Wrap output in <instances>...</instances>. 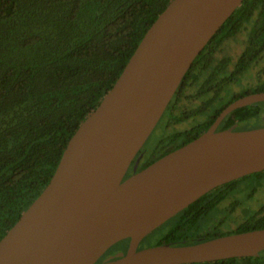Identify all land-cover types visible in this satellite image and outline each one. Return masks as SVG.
<instances>
[{
  "label": "water",
  "instance_id": "obj_1",
  "mask_svg": "<svg viewBox=\"0 0 264 264\" xmlns=\"http://www.w3.org/2000/svg\"><path fill=\"white\" fill-rule=\"evenodd\" d=\"M245 0H172L121 76L70 140L50 183L0 241V264H96L114 244L126 255L101 264H200L257 257L264 229L189 246L138 250L152 231L215 188L264 172V127L217 131L244 96L187 145L127 177L184 77Z\"/></svg>",
  "mask_w": 264,
  "mask_h": 264
},
{
  "label": "trees",
  "instance_id": "obj_2",
  "mask_svg": "<svg viewBox=\"0 0 264 264\" xmlns=\"http://www.w3.org/2000/svg\"><path fill=\"white\" fill-rule=\"evenodd\" d=\"M171 1L0 0V241L48 186L70 140ZM243 31L245 47L236 62L227 56L218 60L224 43ZM250 75L255 86L236 93L234 86ZM194 83L190 102L201 103L180 109V91ZM178 90L164 116L166 134L155 155L144 157L140 171L207 132L234 101L264 92V0L243 2L196 58ZM200 114L204 119L191 129L168 131L170 124ZM237 122L239 131L264 127V103L235 110L223 130ZM263 185L261 172L214 189L179 215L172 234L200 222L201 242L264 229V206L246 209L235 229L210 230L214 223L207 222L234 194L246 190L252 196ZM238 205L236 200L233 208ZM164 239L170 242L171 236ZM200 264H264V251Z\"/></svg>",
  "mask_w": 264,
  "mask_h": 264
},
{
  "label": "flooded vegetation",
  "instance_id": "obj_3",
  "mask_svg": "<svg viewBox=\"0 0 264 264\" xmlns=\"http://www.w3.org/2000/svg\"><path fill=\"white\" fill-rule=\"evenodd\" d=\"M244 44H243V50H244ZM222 49V48H221ZM243 50L241 52V54L243 53ZM221 52V51H220ZM219 52V53H220ZM218 53V54H219ZM240 54V55H241ZM239 55V57H240ZM238 57V58H239ZM222 57H219L218 56V60H220ZM231 58V57H229ZM237 58V59H238ZM236 59V60H237ZM232 62H236V60H234L233 58H231ZM233 65V64H232ZM191 85V84H190ZM188 86L187 88L185 89H182L179 93L180 97H179V100L177 101V105L178 107H180V109H187V110H191V108L193 107H197L201 102H199L200 100L199 99H195L194 102H190L192 101L191 97L195 94V91L196 89L194 88L196 86V84H192L191 86ZM179 89V88H178ZM243 91V90H242ZM177 92H179V90H177ZM175 94V96L173 98H175L178 94ZM191 98V99H190ZM171 103V102H170ZM198 104V105H197ZM197 105V106H196ZM169 106V105H168ZM228 107V106H227ZM168 108V107H167ZM179 109V110H180ZM226 109V108H225ZM224 109V110H225ZM176 111V113L179 112ZM223 110V111H224ZM222 111V112H223ZM167 112V109L164 113V115L162 116L161 120L164 118L165 114ZM221 112V113H222ZM233 113V112H232ZM231 113V114H232ZM231 114H229L227 117H229ZM220 116V115H219ZM218 116V117H219ZM217 117V118H218ZM225 117L223 119V121L220 123L219 127L217 128V131H225L233 126H238L236 130H240L239 129V126H240V123L237 122L236 124L228 127L227 129L223 130V124H224V121L225 119L227 118ZM234 118V116H232ZM217 118L215 119V122L217 120ZM204 119L203 115H196L194 117H191L189 118L187 121H184L180 124H175V123H172L170 124L169 126H167L168 130L169 129H172L174 127H176L177 125H181V124H190V127L188 128H185V129H181L180 131H185V130H188V129H191L194 125L198 124L199 122H201L202 120ZM160 120V121H161ZM214 122V123H215ZM213 123V124H214ZM213 124L211 125V127L213 126ZM210 127V128H211ZM166 128V127H165ZM209 128V129H210ZM208 129V130H209ZM140 157V163L138 165V168H137V172L140 171V167L142 166V161H143V153H142V150L138 153L137 157L135 158L134 162L132 163V166L130 167L129 169V172H128V175L127 177L131 176L132 174H134V166H135V163H136V160ZM223 186V185H222ZM221 187V186H220ZM216 189V188H215ZM213 191V190H212ZM210 193V192H209ZM208 194V193H207ZM205 196V195H204ZM198 201V200H197ZM195 201V202H197ZM228 200L224 201L220 206H219V209L217 212L213 213V215H210L209 216V219L207 220L208 223L210 224H213L214 223V226L211 227V225H208L210 227V230H214V229H221L223 231H227L229 229H235V228H230V217L231 215L234 214V211L238 208L236 206V208H233V203L234 202H231V206L230 208L231 209H227L225 207H223V204H225V202H227ZM194 202V203H195ZM192 203V204H194ZM192 204H190L188 207H186L185 209H183L182 211H180L178 214H176L175 216H173L171 219H169L166 223H164L162 226L158 227L157 229H155L154 231H152L147 237H145L138 245V250H143V249H146V248H150V247H153V246H157V244H160V243H163L165 241V237L167 236H171V241L170 242H166L164 244H170L171 246H189V245H195V244H198V243H201V237L203 236V229H202V225H201V222L199 224H196L194 227H191L190 230H188V228H183L179 231V233H175V234H172L176 228L175 226V220L179 217V215L183 214ZM239 206V205H238ZM258 211V210H256ZM222 216V217H221ZM245 217V210H244V213L242 215V221ZM240 221V222H242ZM238 222V223H240ZM218 224L220 225V227L218 226ZM238 225V224H237ZM166 228V232L160 237L158 238L157 241H155L153 244L149 243V239L151 237H153L157 232H159L160 229H164ZM188 230V231H186ZM185 232V233H184ZM196 241H199L198 243H196ZM130 244H131V239H125V240H122V241H119L118 243L114 244L112 247H110L103 255L102 257L97 261L96 264H101V263H106V262H110V261H116L120 258V255L123 254V255H126L127 252L129 251L130 249ZM162 244V245H164Z\"/></svg>",
  "mask_w": 264,
  "mask_h": 264
},
{
  "label": "rangeland",
  "instance_id": "obj_4",
  "mask_svg": "<svg viewBox=\"0 0 264 264\" xmlns=\"http://www.w3.org/2000/svg\"><path fill=\"white\" fill-rule=\"evenodd\" d=\"M247 32H242L236 38L228 40L222 46L221 52L218 54L219 57L227 56L231 57L236 60L243 50V44L246 39ZM253 76V75H252ZM251 75L245 78L239 85L234 86L233 90L238 93L244 90L247 87L255 86V79ZM191 124V123H190ZM190 124H181L177 125L176 127L169 129L168 131L171 132L172 130H181L190 127ZM257 122L253 124L252 127H255ZM166 134V128L164 127V118L159 121L158 125L156 126L155 130L145 143L144 147L142 148L143 158L147 156L150 158L154 156L160 141ZM249 191L234 194L231 198L228 199L223 207L227 208L228 210L231 209V202H235L236 200L240 203L238 208L234 211V214L230 217V228H235L238 222L242 221V215L244 210L249 209L252 211H256L261 209L264 206V185L260 187L257 191H255L254 195L250 196ZM222 217V216H221ZM166 232V228L160 229L153 237L149 239V243L153 244L155 241L158 240L164 233Z\"/></svg>",
  "mask_w": 264,
  "mask_h": 264
}]
</instances>
